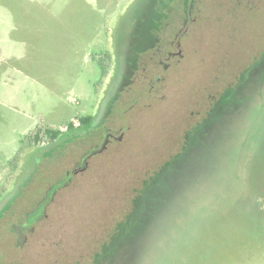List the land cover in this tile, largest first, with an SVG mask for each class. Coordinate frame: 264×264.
<instances>
[{
    "label": "rangeland",
    "instance_id": "374dc122",
    "mask_svg": "<svg viewBox=\"0 0 264 264\" xmlns=\"http://www.w3.org/2000/svg\"><path fill=\"white\" fill-rule=\"evenodd\" d=\"M238 3L113 136L93 121L144 1L0 0V264H264V72L217 106L264 58V0Z\"/></svg>",
    "mask_w": 264,
    "mask_h": 264
},
{
    "label": "flooded vegetation",
    "instance_id": "af4514ba",
    "mask_svg": "<svg viewBox=\"0 0 264 264\" xmlns=\"http://www.w3.org/2000/svg\"><path fill=\"white\" fill-rule=\"evenodd\" d=\"M143 1L133 33L124 40L114 38L110 91L104 114L93 121L101 132L109 126L113 136L117 128L110 126L115 124L112 120L128 119V114L139 104L147 107L163 96L167 75L177 71L181 61L194 52L191 45L195 42V31L206 20L217 17L223 6V0ZM238 2L240 4L241 0ZM210 107L212 104L208 103L206 112ZM108 130L106 135L112 132ZM32 225L28 224L27 230Z\"/></svg>",
    "mask_w": 264,
    "mask_h": 264
},
{
    "label": "trees",
    "instance_id": "16d2710c",
    "mask_svg": "<svg viewBox=\"0 0 264 264\" xmlns=\"http://www.w3.org/2000/svg\"><path fill=\"white\" fill-rule=\"evenodd\" d=\"M252 67L253 66H251L250 68H246L244 71L245 75L248 74V76H247L248 78L246 79L243 87L240 86L239 89L229 87V89H226V91L224 92L223 98L218 102V105H217L218 107L223 108V113L227 112L228 109L231 107L232 108L236 107L238 105V103L243 101V99H245V98L247 99L246 90L248 89L249 85L251 84V81L253 79V75L256 72H258V73L264 72V58L257 64L256 67H254V68H252ZM223 113H222V115H223ZM92 120H93V117L91 115L80 117L81 127H87L88 125H90L92 123ZM69 127H70V132H72V130L74 128L73 123H70ZM45 131L50 134L51 138L53 139V142H55L56 139L58 138V136L62 133V130H54L51 128H46ZM73 135H74V132L72 133V136ZM143 183L146 186L147 179H145L143 181ZM143 200H144L143 198L138 196L133 202L134 208L135 209L139 208L140 205L143 203ZM5 211H7V210H5ZM124 220L125 219H123V221L119 222V225L117 226V232L119 230H122V228H124ZM113 242H114V238H113Z\"/></svg>",
    "mask_w": 264,
    "mask_h": 264
}]
</instances>
